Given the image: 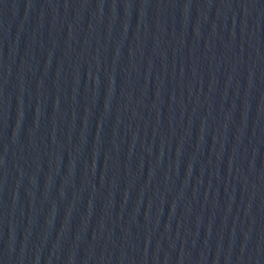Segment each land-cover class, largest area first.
Masks as SVG:
<instances>
[{
  "label": "water",
  "instance_id": "95a60500",
  "mask_svg": "<svg viewBox=\"0 0 264 264\" xmlns=\"http://www.w3.org/2000/svg\"><path fill=\"white\" fill-rule=\"evenodd\" d=\"M0 264H264V0H0Z\"/></svg>",
  "mask_w": 264,
  "mask_h": 264
}]
</instances>
